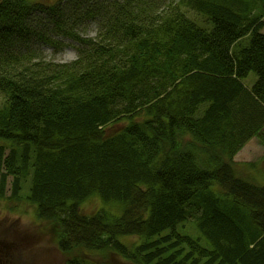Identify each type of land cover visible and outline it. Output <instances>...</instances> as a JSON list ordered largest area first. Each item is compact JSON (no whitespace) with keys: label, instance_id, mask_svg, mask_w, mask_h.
Returning a JSON list of instances; mask_svg holds the SVG:
<instances>
[{"label":"trees","instance_id":"1","mask_svg":"<svg viewBox=\"0 0 264 264\" xmlns=\"http://www.w3.org/2000/svg\"><path fill=\"white\" fill-rule=\"evenodd\" d=\"M263 28L264 0H0V199L56 221L66 255L264 264V174L233 171L264 131ZM65 40L74 60L45 57ZM124 182L120 215L72 216Z\"/></svg>","mask_w":264,"mask_h":264},{"label":"rangeland","instance_id":"2","mask_svg":"<svg viewBox=\"0 0 264 264\" xmlns=\"http://www.w3.org/2000/svg\"><path fill=\"white\" fill-rule=\"evenodd\" d=\"M47 3L55 2L56 0H41ZM264 32V28H263ZM93 33V31H89ZM68 41V40H65ZM71 44V45H69ZM65 50L53 55L51 49L46 48L44 50L45 57L47 59L55 58L58 62H69L76 58V48L70 41L67 42ZM257 79L255 73H252L249 78L246 79L247 85H251ZM4 97L0 95V107L4 102ZM121 126V123H119ZM260 136L264 135V131ZM187 141L190 140L186 139ZM252 143V144H251ZM250 146L246 151H242L238 162L233 165L234 174L237 176L258 182L260 179L257 176H263V166L260 165L262 158H264V140L259 138H253L250 142ZM263 152V153H262ZM248 161H254L249 164ZM110 179H106L108 182L114 184V181L120 180L116 176L114 169H109ZM122 181V180H121ZM261 181V180H260ZM123 182V181H122ZM29 182L23 190V196L28 192ZM114 187L115 184H114ZM126 182L121 184L117 190H109L111 196L110 203L103 200V197L95 195L85 202L81 207L77 204L71 206V214L73 217L81 219L83 225L89 223L91 220L101 217L100 209L104 207L108 208L110 215H120L122 213L121 207L117 206L121 204V199L124 196L123 193L114 195L120 190H126ZM114 195V196H113ZM121 196L120 200L117 197ZM94 216V217H93ZM93 217L91 220L85 221V219ZM193 221H185L179 232L189 233L196 235L193 230ZM59 227L56 225V221L40 218L36 215L35 206L29 204L25 200L16 201L15 199H0V258L1 264H66L67 259L71 255L80 254L83 258H86L89 262H105L108 264H135L133 261L127 260L120 254L110 250H96L89 251L83 245L75 247L74 251L70 255L64 254L57 244L59 239ZM123 242L132 247L139 241L137 236L121 237Z\"/></svg>","mask_w":264,"mask_h":264},{"label":"crops","instance_id":"3","mask_svg":"<svg viewBox=\"0 0 264 264\" xmlns=\"http://www.w3.org/2000/svg\"><path fill=\"white\" fill-rule=\"evenodd\" d=\"M253 140V139H252ZM252 140H250L242 149H241V151L235 156V158H234V161L236 162V164H237V162H238V159H239V156H240V154H241V152L242 151H246L247 150V148L250 146V149L252 148V146L250 145V142H252ZM264 140V139H263ZM252 144V143H251ZM263 150V152H264V149H262ZM262 152V153H263ZM263 160H261V162H260V165L261 166H263V174H264V158H262ZM251 162H253V161H248V163H246V164H249V163H251Z\"/></svg>","mask_w":264,"mask_h":264},{"label":"bare ground","instance_id":"4","mask_svg":"<svg viewBox=\"0 0 264 264\" xmlns=\"http://www.w3.org/2000/svg\"><path fill=\"white\" fill-rule=\"evenodd\" d=\"M105 118L107 119V116H106ZM107 123H108V122H106L105 124L98 125L97 128H98V129L104 128L105 125H106ZM108 125H109V124H108ZM106 126H107V125H106ZM262 134H263V133H262ZM189 138H190V137H186V139H189ZM253 138H259V139L263 140V139H264V135H262V136L259 135V136H257V137H253ZM253 138H252V139H253ZM252 139H250V140H252ZM250 140H249V141H250ZM249 141H248V142H249ZM248 142H247V143H248ZM0 143H1V142H0ZM253 162H254V161H253Z\"/></svg>","mask_w":264,"mask_h":264},{"label":"flooded vegetation","instance_id":"5","mask_svg":"<svg viewBox=\"0 0 264 264\" xmlns=\"http://www.w3.org/2000/svg\"><path fill=\"white\" fill-rule=\"evenodd\" d=\"M2 263V259L0 258V264Z\"/></svg>","mask_w":264,"mask_h":264}]
</instances>
